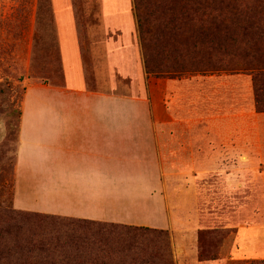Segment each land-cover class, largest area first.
I'll return each mask as SVG.
<instances>
[{"label":"crops","instance_id":"0c3cea01","mask_svg":"<svg viewBox=\"0 0 264 264\" xmlns=\"http://www.w3.org/2000/svg\"><path fill=\"white\" fill-rule=\"evenodd\" d=\"M97 11L95 28L84 30L88 43L73 0L70 14L55 21L63 83H26L11 206L19 212L167 230L174 235L177 259L190 253L188 262L201 264L198 214L174 209L159 190L185 169L182 163L175 166V155L215 151L217 136L194 132L190 118L194 100L202 101L204 114L205 98L220 86L205 84L213 75L170 78L165 98L150 100L159 79L146 72L134 0H97ZM245 93L242 112L264 117L255 112L251 86L249 97ZM252 139L249 132L244 136L246 154L253 150ZM248 241L251 253L264 258L254 238Z\"/></svg>","mask_w":264,"mask_h":264},{"label":"rangeland","instance_id":"374dc122","mask_svg":"<svg viewBox=\"0 0 264 264\" xmlns=\"http://www.w3.org/2000/svg\"><path fill=\"white\" fill-rule=\"evenodd\" d=\"M73 2L83 41L88 43L84 30L88 26L94 29L98 23L97 0ZM227 3L224 2L223 7L234 6ZM70 12L71 0H0V263L40 261L26 252L28 239L20 233L35 228L39 219L20 215L11 206L20 106L28 81L63 83L55 21H61ZM250 38L264 51V38L257 39L254 35ZM89 74L91 78V72ZM209 75L215 78L205 84L218 83L220 87L205 98L204 114L202 101L194 100L190 119H195V123L191 120L188 126L190 129L193 123L194 132L204 130L210 137L217 136V147L214 152L207 148L205 154L189 149L175 155V166L182 163L185 169L176 171L173 184L163 187L159 193L170 200L169 205L174 209L198 214L196 257L199 262L202 260L201 264L211 261L264 264V258L259 257V253L252 254L247 245L252 237L253 245L264 249V117L242 112L241 103L246 91L249 97L250 86L255 112H264L256 109L252 73L220 72L206 76ZM158 79L150 93V100L154 102L165 98L164 83L170 77ZM203 120L205 123L198 125V121ZM252 128L253 133H250ZM248 132L254 144L251 153L246 154L244 136ZM201 222L218 227V230L200 233L206 230ZM247 229L254 230V234L249 235ZM163 231L166 239L156 244L154 264H191L188 262L190 253L188 259H177L173 249L174 235ZM147 252L123 251L113 255L108 263L127 264L126 255L141 258Z\"/></svg>","mask_w":264,"mask_h":264},{"label":"trees","instance_id":"16d2710c","mask_svg":"<svg viewBox=\"0 0 264 264\" xmlns=\"http://www.w3.org/2000/svg\"><path fill=\"white\" fill-rule=\"evenodd\" d=\"M134 7L148 75L250 72L256 109L264 112V51L250 38H264V0H134ZM16 212L39 219L20 232L28 239L26 252L40 260L30 264H107L120 252L145 250L141 258L126 255L127 264H154L156 244L166 239L163 230Z\"/></svg>","mask_w":264,"mask_h":264}]
</instances>
